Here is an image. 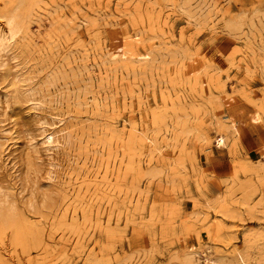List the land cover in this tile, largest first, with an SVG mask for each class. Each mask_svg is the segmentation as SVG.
<instances>
[{"label": "rangeland", "instance_id": "obj_1", "mask_svg": "<svg viewBox=\"0 0 264 264\" xmlns=\"http://www.w3.org/2000/svg\"><path fill=\"white\" fill-rule=\"evenodd\" d=\"M12 10L0 264H264V0Z\"/></svg>", "mask_w": 264, "mask_h": 264}, {"label": "bare ground", "instance_id": "obj_2", "mask_svg": "<svg viewBox=\"0 0 264 264\" xmlns=\"http://www.w3.org/2000/svg\"><path fill=\"white\" fill-rule=\"evenodd\" d=\"M12 12L13 13L11 15L10 14L7 15V17L9 16V18H8V20L6 19L7 20V23H5V24H8V28H7L8 32L6 31L5 34H2V32H1V34H0V52L6 50V48L9 45V42H10V40L12 38L13 31L16 29V27L19 25V23L23 19V16H21L20 13H18L16 11L14 12L13 10H12ZM20 26H21V24H20ZM115 48H116L115 51H112L111 53L109 51V53H108L110 59H114L115 57L121 55V48L120 47H115ZM122 56H125V55H122ZM14 85H16V84L14 83ZM257 115H256V113H254V115L251 116V120L257 122L256 121L258 119ZM228 125H229V128L231 129V131L233 132V134H235V135H238L239 134V124H238V120L234 116H231V115L228 116ZM217 144L219 146H224L226 144L225 138H224V136L222 134L217 139ZM241 257H240V260L243 261V257L242 258ZM3 261H5V260H3ZM239 263L241 264V262H239Z\"/></svg>", "mask_w": 264, "mask_h": 264}]
</instances>
